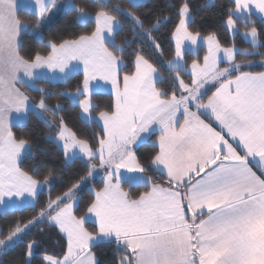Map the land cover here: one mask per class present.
<instances>
[{"label":"snow or ice","instance_id":"6c2138e0","mask_svg":"<svg viewBox=\"0 0 264 264\" xmlns=\"http://www.w3.org/2000/svg\"><path fill=\"white\" fill-rule=\"evenodd\" d=\"M233 3L226 20L230 31H235L234 13L247 14L248 23L252 22L253 6L264 14V0ZM35 4L36 14L42 16L48 4L45 0H35ZM140 6L128 0V8L115 4L97 11L95 27L89 33L50 43L47 56L37 53L30 60L19 52L21 21L15 0H0V202L4 197L27 194L35 208L38 190L50 183L49 177L38 181L18 164L22 150L30 147L25 139H16L9 123L13 110L21 112L29 105V98L16 87L21 81L18 73L34 79L35 68L46 66L64 73L70 61H80L82 87L68 95L88 97L90 81L99 76L110 82L114 96L112 110L99 113L98 147L76 139L63 118H58V126L45 118L49 129H57L66 156H75L71 150L78 148L89 161L99 157V166L106 171L85 212L75 214L77 189L94 175L97 166L93 163H86L88 174L55 199L49 191L37 216L10 227L8 235L0 239V255L32 226L46 223L66 236L67 250L58 257L45 249L42 264H98L92 251L98 241L115 246V264H264V71H242L252 62L237 63L235 46L222 48L215 34L202 38L206 45L203 62L197 57L187 65L185 42L196 46L199 34L189 31L191 12L185 2L176 8L179 19L171 31L174 57L168 67L175 70L169 82L172 91L158 88L157 69L144 53L149 48L154 55L162 54L153 32L171 18L158 16L145 27V19L131 10ZM76 11L84 14L82 9ZM125 22L132 38L125 36L116 43L117 27L123 28ZM248 35L255 48L257 29L252 28ZM136 40L140 43L130 52L132 70L123 75L121 87L123 54ZM220 53L226 64L223 68L219 67ZM239 54L260 53L244 49ZM209 88L214 91L205 101ZM79 106L84 113L95 107L90 98L80 100ZM32 107L54 115L59 110V105L50 107L45 96ZM152 125H158L160 131L152 164L164 178L161 182L144 175L145 168L133 151L137 138ZM121 169L133 173L131 179L145 190L138 194L126 191ZM89 217L93 230L86 227ZM35 244V239L24 244L25 264H31ZM0 264L5 262L0 259Z\"/></svg>","mask_w":264,"mask_h":264},{"label":"trees","instance_id":"16d2710c","mask_svg":"<svg viewBox=\"0 0 264 264\" xmlns=\"http://www.w3.org/2000/svg\"><path fill=\"white\" fill-rule=\"evenodd\" d=\"M72 1L74 6H70L59 13L48 26H44L39 21V16L36 13L23 8L17 10V18L26 24V29L20 35L18 46L22 56L30 60L37 53L46 56L51 51L50 43L59 44L63 40H72L81 34L89 33L95 27L94 19L89 18L84 23L79 22L76 9L96 14L97 11L110 8L115 4H119L122 8H128V0ZM185 2L191 12V20L188 23L190 32L202 36L215 34L219 43L226 47L236 44L245 48H257L256 52L260 53L259 55H240L237 53V58L242 56L247 58L248 61L256 62L250 67H242V71H264V23L255 15H252L251 23L236 19L239 31L231 36L225 22L229 14L228 9L234 8L233 0H213L210 3H208V0H145L136 3L141 5L140 7L131 9L145 19V27L149 23H154L158 16L171 18L162 23L158 31L153 32V35L162 46V54L154 55L149 48H145L144 53L146 56L151 57L150 62L162 73V78L157 81L156 86L158 88L166 89L169 93L172 91L169 87L171 72L166 68V62L174 55V40L171 39V31L179 19L176 15V8ZM251 28H256L259 33L260 44L255 48L241 34L243 30ZM37 33H41V37H37ZM125 36L132 38L128 22L124 23L123 28L119 27L117 29L116 43H120L121 38ZM139 43L140 41L136 40L134 44L126 46L120 77L132 70L133 55H130V52ZM204 53L203 46L199 48L197 54L186 52L184 55L186 64L189 65L197 57L201 61ZM186 78L188 79V77ZM82 81L83 73L77 71L63 81L39 79L34 85L22 84L21 88L35 104H38L41 97L45 96L46 103L50 107L59 105V110L55 112V115L51 113L56 118H63L64 124L75 134L77 139L86 140L91 143L92 147H98L95 141L101 135L102 127L95 120L85 121L81 116L79 102L73 101L68 95L69 92H75L78 87H81ZM40 89L45 91L42 93ZM211 91L210 89L207 93ZM91 98L93 105H95L91 108L93 114L112 110L111 106L114 104L112 93L94 91L91 93ZM11 131L15 134L17 140L23 138L30 146L29 150L19 159V167L24 171H28L38 181H44L45 177H54L55 180L49 189L43 188L38 192L39 199L35 204V208L30 204L21 208L15 207L0 211V239H4L8 235L9 228L13 227L17 221L24 224L37 216L49 197V191L51 198L55 199L73 184H76L77 181H80L81 177L86 176L89 171L86 166L87 162L81 157H75L72 161L66 162L63 149L53 137H50V135L54 136V131L46 126L43 118L34 109L28 111L25 121L12 124ZM155 137L156 134H153L148 141L136 145L134 152L139 163L145 168L144 174L152 177L155 182H161L164 178L159 175V171L152 165V159L158 151V145L154 142ZM102 181L99 177L92 176L80 183L77 189L78 200L75 213L77 216L85 212L87 204L92 199L93 190L101 187ZM165 186H167L166 183ZM123 187L126 191L137 194L145 190L140 183L132 184L128 181H123ZM86 227L93 230V223L88 222ZM41 228H43L42 232L40 231ZM32 239L36 240V244L32 250L31 264H42L41 258L45 253V249L49 255L58 257H63L67 250V241L57 228L50 227L46 223H37L18 241L11 244L6 252L0 255V259L5 264H25L26 249L24 244ZM92 251L96 255L98 264H115L117 249L113 244L98 241Z\"/></svg>","mask_w":264,"mask_h":264},{"label":"rangeland","instance_id":"374dc122","mask_svg":"<svg viewBox=\"0 0 264 264\" xmlns=\"http://www.w3.org/2000/svg\"><path fill=\"white\" fill-rule=\"evenodd\" d=\"M213 0H208V3H210V2H212ZM31 2H33L34 4H35V0H31ZM36 5V4H35ZM70 6H74V3H73V1L72 0H49V5H48V7L44 10V12H43V15L42 16H39V21L44 25V26H48V25H50L53 21H54V19L57 17V15L61 12V11H63V9H66V8H68V7H70ZM36 7V6H35ZM83 13L84 14H80L79 13V15H78V17H77V19H78V21L79 22H81V23H84L88 18H91V17H93L92 19H94V17H95V14H91V13H89V12H87V11H84L83 10ZM252 15H255V16H257L258 18H260L262 21H263V23H264V14H261V13H259L258 12V10H256L255 8H254V6H253V8H252ZM233 19H234V21H235V31H230L229 30V33H230V35L231 36H234L238 31H239V28H238V25H237V23H236V19H240L241 21H243V22H246L247 21V14H245L244 16H241V15H239V14H233ZM191 20V16L190 17H188V19H187V24L189 23V21ZM251 21H252V16H251ZM225 24H226V22H225ZM119 28V26L117 27V29ZM252 29V28H251ZM251 29H248V30H243L242 32H241V34H242V37L247 41V42H249L250 44H251V36L250 35H248V33L250 32V30ZM194 34V33H193ZM37 37H41V33H37ZM203 37H206V36H202V35H199V37H198V44L196 45V46H192V45H190V43L189 42H185V47H184V49H183V51H184V55H185V53L186 52H190V53H192V54H197V52H198V50H199V48L201 47V46H203L204 47V49H205V52H206V45H204L203 44V40H202V38ZM260 44V40H259V38L257 37V46ZM221 45V44H220ZM252 45V44H251ZM233 46V45H232ZM232 46H228V47H232ZM234 46H235V48H236V53H239L240 52V50H244V49H247L249 52H251V51H257V48L256 49H251V48H245V47H240V46H238V45H236V44H234ZM253 46V45H252ZM221 47L222 48H226V46H222L221 45ZM205 54V53H204ZM220 55V62H219V67H221V68H223V67H225L226 66V64L224 63V61H223V53H220L219 54ZM237 54L235 55V60H236V62L237 63H240V62H242V61H248V59L247 58H245V57H242V56H240V57H238L237 58ZM173 57H174V55L172 56V58L171 59H173ZM170 59V60H171ZM183 59H184V61H185V56L183 57ZM201 63L203 62V59L200 61ZM250 62H252V64L251 65H253V64H255L256 62L255 61H250ZM190 64H191V62H190ZM189 64V65H190ZM69 68H71V69H73V70H75V71H83V65H82V63L80 62V61H70L69 62ZM245 67V66H244ZM166 68H168V70H170L169 69V67H168V61L166 62ZM56 71H59V69H54V70H51V73H53V74H55L56 75ZM80 71V72H81ZM60 72V71H59ZM170 77L172 76V75H175V70L174 71H172V70H170ZM72 74V72L70 73V74H67V76H63V77H65L64 79H67L70 75ZM156 76H158V80L159 79H161L162 78V73L159 71V70H157V73L155 74ZM121 77H123V76H121ZM63 79V80H64ZM185 79L187 80V78L185 77ZM95 81H99V82H103L104 80H102V79H100V77L99 76H97L95 79H93V80H91L90 81V83H89V88H91V87H93V85H92V83H95ZM210 89L211 88H209L208 90H207V92L208 91H210ZM76 92V91H75ZM75 92H69V93H75ZM206 92V95L204 96V97H206L209 93H207ZM177 95H179V93H177ZM91 95L89 94V96L88 97H84V99H89L90 98V100H91V103L93 104V101H92V98L90 97ZM70 97L72 98V100L73 101H77L76 100V96L75 95H70ZM79 102V101H78ZM35 111H37L38 112V114L43 118V120L45 121V118H47V120H49V121H53V123L55 124V125H59V123H60V120L58 119V118H56L51 112H49V111H44V112H41V110H39L38 108H35L34 109ZM81 116H82V118L85 120V121H91L90 120V117L92 116V111L90 110V113H84L83 112V110H81ZM25 121V120H24ZM100 125V124H99ZM66 126V125H65ZM101 126V125H100ZM214 126L216 127V125L214 124ZM68 128V127H67ZM156 128H157V125H152L151 126V130H156ZM69 129V128H68ZM52 130L54 131V133L56 134V131H57V129L55 128V127H53L52 128ZM70 130V129H69ZM71 131V130H70ZM50 137H53V138H55L56 140H58L57 139V137L56 136H52V135H50ZM58 143H59V145L62 147V149H63V142L62 141H60V140H58ZM28 144V143H27ZM25 152H27L28 150H29V147H26L25 149ZM23 151V150H22ZM72 153H75V156H72L71 154H69L68 156H66L65 155V159H66V162H70V161H72V159H74V157H76L77 155H82L83 156V154H81L80 153V151H79V149L78 148H73L72 150ZM83 157H85V158H87L86 156H83ZM83 159V158H82ZM88 159V158H87ZM87 161H89V160H87ZM89 163H91V161L89 162ZM94 164V163H93ZM105 172H104V170H103V168H101V167H97L96 168V171H95V173H94V175L93 176H97V177H101L103 174H104ZM49 179H50V183L49 184H47V189H49L50 188V186L53 184V182H54V180H55V178L54 177H49ZM26 200H21V198H13V197H4L3 198V201L2 202H0V211H4V210H6V209H13V208H15V207H19V208H21L22 206H24V205H27L26 203L27 202H25ZM28 205H30V204H28Z\"/></svg>","mask_w":264,"mask_h":264},{"label":"crops","instance_id":"0c3cea01","mask_svg":"<svg viewBox=\"0 0 264 264\" xmlns=\"http://www.w3.org/2000/svg\"><path fill=\"white\" fill-rule=\"evenodd\" d=\"M142 1H145V0H134V3H140ZM15 3L17 5V9L16 11L19 9V8H23V9H26V10H29V11H32L34 13H36V5L31 2V0H15ZM45 3H47L49 5V0H45ZM65 10V9H63ZM62 12V11H61ZM60 12V13H61ZM79 15V13H78ZM93 18V17H91ZM89 19V18H88ZM26 29V24H24L23 22H21L20 26L18 27V46H19V39H20V35L21 33ZM47 56V55H46ZM122 66V65H121ZM81 71V70H80ZM33 72L35 73V78L32 79V78H28V77H24L23 75V72H20L18 73V76L21 77V81L17 82L16 83V87L22 92L24 93V95H26L28 98H29V105L26 109L22 110L21 112H16L15 110H13L10 114H9V123H10V126L14 123H20V122H23L25 119H26V116H27V113L29 110H32V109H35L34 107H32V105H34L35 103L30 99V97L24 92V90L21 88V85H28V86H32L35 84V82L39 79H49L51 81H63V79L65 77L63 76H67V74H70L71 72L74 73V72H77L71 68H68L66 70V72L64 73H61L59 71H56V75L51 73V70L48 69L46 66H42L40 68H35L33 69ZM83 73V71H81ZM252 72V71H250ZM123 77H121V87H123ZM158 76H156L154 74V79L156 81H158ZM65 80V79H64ZM93 87L90 88V92L89 94L91 95L92 92L94 91H107V92H110L112 93V86L110 84V82L108 81H103V82H99V81H95V83H92ZM82 87V86H81ZM212 91H214V88H211ZM211 91V92H212ZM211 92L208 94L210 95ZM84 97L83 95H80V96H76V100L77 101H80V100H84ZM91 97V96H90ZM72 99V98H71ZM205 101L207 99V96L204 97ZM82 110V109H81ZM90 120H95L98 124L101 125L102 127V121L99 119V113L98 114H93L92 113V116L90 117ZM214 126V125H213ZM215 127V126H214ZM216 127L218 128V126L216 125ZM219 130V129H218ZM153 134H156V137L154 138V142L158 145V137L160 135V131H159V126L157 125V128L156 130H150L149 132L147 133H141L140 136L137 138V141L136 143L134 144V147H133V151H134V148L136 145L142 143V142H145V141H148L149 138L153 135ZM54 136H56V134L54 133ZM55 139V138H54ZM77 139V138H76ZM55 141L57 142V144L59 145L58 143V140L55 139ZM60 146V145H59ZM61 147V146H60ZM62 148V147H61ZM25 153V150L23 149L22 153H21V156L19 157V159L22 157V155ZM76 157H81L83 158L87 163H89L90 161H87L88 159L83 157L82 155H77ZM75 158V157H74ZM18 159V161H19ZM91 163H94L97 167H100L99 166V157H97L96 159L94 160H91ZM153 165V164H152ZM153 167L157 170L156 166L153 165ZM255 168V166H254ZM104 170V174L99 177L100 179L103 180V177L104 175L106 174V171L105 169ZM158 171V170H157ZM120 173L125 177V180L124 181H128L129 183H140L138 180L136 179H131V177L134 176L133 173H130L127 169H121L120 170ZM135 175H139L138 173L135 174ZM145 175V174H144ZM47 189V184H42L41 188L38 190V192L41 190V189ZM26 200L25 202H27L26 204H32V198L31 197H28L27 194H25L24 197H21V200ZM76 204H77V201H76ZM88 222H91L93 223V220L91 217H89V220ZM62 234V233H61ZM64 236V238L66 239V236L64 234H62ZM67 241V240H66Z\"/></svg>","mask_w":264,"mask_h":264}]
</instances>
